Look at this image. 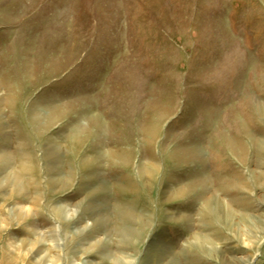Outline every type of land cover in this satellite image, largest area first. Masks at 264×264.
<instances>
[{"label":"rangeland","instance_id":"rangeland-1","mask_svg":"<svg viewBox=\"0 0 264 264\" xmlns=\"http://www.w3.org/2000/svg\"><path fill=\"white\" fill-rule=\"evenodd\" d=\"M0 264H264V0H0Z\"/></svg>","mask_w":264,"mask_h":264}]
</instances>
